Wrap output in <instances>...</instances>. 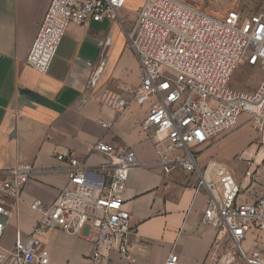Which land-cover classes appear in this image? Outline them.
I'll return each mask as SVG.
<instances>
[{
  "label": "built area",
  "instance_id": "2783aa9c",
  "mask_svg": "<svg viewBox=\"0 0 264 264\" xmlns=\"http://www.w3.org/2000/svg\"><path fill=\"white\" fill-rule=\"evenodd\" d=\"M125 3L50 0L26 63L47 73L69 25L87 27L92 19L115 21ZM126 39L137 58L141 81L134 90L124 86L129 96L117 97L113 109L123 110L130 102L147 103L139 127L152 144L155 165L163 175L175 170L195 174L197 188L209 194L202 222L215 227L211 264H264V196L239 202L240 187L229 168L215 160L200 170L194 150L235 129L241 116L248 118L264 146V9L251 13L229 9L216 18L184 0H145ZM240 65L261 74L252 92L229 87ZM101 126L108 127L105 122ZM92 151L106 161L91 167L72 151L56 155L62 166L52 171L61 170L66 183L51 203H32L38 223L25 236L16 230L10 248L2 243L5 225L0 221V264H48L42 246L47 230L73 236L87 231L91 264H107L110 251L136 263L128 245L132 226L123 197L129 172L138 165L136 154L103 140ZM35 172L29 164L3 171L0 192L19 197ZM245 176L249 179L251 172ZM0 215L7 216L2 206ZM176 262L177 255L171 254L164 264Z\"/></svg>",
  "mask_w": 264,
  "mask_h": 264
},
{
  "label": "crops",
  "instance_id": "0c3cea01",
  "mask_svg": "<svg viewBox=\"0 0 264 264\" xmlns=\"http://www.w3.org/2000/svg\"><path fill=\"white\" fill-rule=\"evenodd\" d=\"M144 1L126 0L115 21L92 19L87 27L69 25L48 72L41 74L26 63V56L50 0H0V181L3 171L18 164H29L36 171L19 197L0 192V206L7 212L0 215L5 247L13 245L16 230L25 236L37 225L39 215L32 203L49 204L63 189L66 175L52 171L62 166L56 155L72 151L96 167L106 157L92 149L103 140L132 149L138 160L123 196L135 264H164L171 254L177 255L176 264H211L215 227L202 222L209 194L197 188L195 174L175 170L163 175L155 165L152 144L139 127L148 112L147 103L130 102L123 110L113 109L117 97L129 96L122 88L134 90L141 81L126 34ZM244 121L239 119L240 127L252 131ZM102 122L107 123L106 129ZM214 142L194 148L202 171L212 161L222 163L224 156L234 154L224 150V142ZM234 179L240 189L247 186L244 176ZM256 192L249 199L239 193L238 201L264 196ZM42 246L48 252V264H91L87 231L73 236L47 230ZM107 264L132 263L110 251Z\"/></svg>",
  "mask_w": 264,
  "mask_h": 264
},
{
  "label": "rangeland",
  "instance_id": "374dc122",
  "mask_svg": "<svg viewBox=\"0 0 264 264\" xmlns=\"http://www.w3.org/2000/svg\"><path fill=\"white\" fill-rule=\"evenodd\" d=\"M196 9L207 12L216 18H222L229 10H240L242 13H251L264 9V0H184ZM261 74L258 70L240 65L231 76L229 87L235 90L252 92L255 90ZM245 117V118H244ZM245 124H250L246 116ZM251 126V125H250ZM224 142L225 151L234 152L231 157H223L221 162L226 164L233 176L239 180L246 178L245 173L251 172L247 186L241 188L243 199L257 195V191L264 193V146L260 145L255 132L249 131L246 126H238L232 131L219 136L214 143ZM249 142V143H247Z\"/></svg>",
  "mask_w": 264,
  "mask_h": 264
}]
</instances>
